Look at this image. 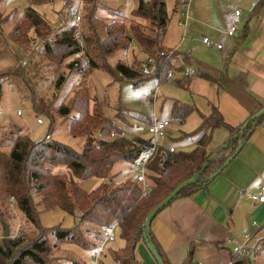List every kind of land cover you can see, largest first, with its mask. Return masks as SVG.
I'll list each match as a JSON object with an SVG mask.
<instances>
[{"label": "trees", "instance_id": "trees-1", "mask_svg": "<svg viewBox=\"0 0 264 264\" xmlns=\"http://www.w3.org/2000/svg\"><path fill=\"white\" fill-rule=\"evenodd\" d=\"M50 1L34 0L33 3L29 1V6L19 19L13 20L14 29L9 32L8 39L19 44L21 48H32L31 51L33 50L32 53L36 54L37 61L44 60L45 63L55 67L71 59L67 63L68 69L78 70V62L72 61L74 54L79 51L73 29L67 28L58 34H53L48 24L31 7L34 2L42 4ZM80 1L86 5L89 4V23L92 24L93 19H96L94 10L98 7L97 4L94 0ZM177 2L178 0H174L173 13L176 12ZM260 2H257L255 7ZM169 19L165 0H138L132 18L129 20L128 33L124 29L125 24L121 18L118 21L103 24L102 29L105 32L103 38L98 37V29L93 24L89 25L90 33L85 34L84 30L81 32L83 56L86 57L88 65L93 68L99 66L98 60H104L119 50L126 51L136 45L140 50L142 49L141 53L147 55L146 59L152 57L161 64L162 60L157 58L159 51H163L160 43L165 35ZM6 21L5 17L0 18V24ZM139 21H148L151 24L149 35L144 31L146 29H141ZM32 28L35 37L27 42L26 32ZM89 39L95 43L93 45L95 48L91 51L88 47ZM36 48L41 51L34 52ZM152 49L156 51L152 52ZM148 51L149 53H146ZM91 53H93L92 57ZM171 61L170 59L164 64V76L168 71L180 70L172 65ZM141 63H133L129 66L120 61L111 67L104 66V69L114 79L122 78L135 86L149 79L148 76L139 72ZM20 67L21 69L15 67L13 70H2L0 82L13 76L25 79L23 67ZM181 86L185 88L187 83ZM87 99V97L79 99V102L73 103L71 107L63 105L57 107V113L64 117L70 116L76 109L75 106L79 108L75 118L68 117V127L69 134L73 138L77 136L84 139L80 152H74L68 146L49 138L35 143L20 133H14V135L11 133L13 137L11 136L8 152H0V200L10 198L14 201L15 208L24 216L28 223V231L31 233L20 234L16 239L11 236L2 237L0 264H56L57 261L53 255L56 254L60 244L66 242L87 246L89 243L81 237L82 230L90 234L93 229L89 230V227H96L98 233L101 231L104 233L105 228L110 226H114L118 238L125 244L122 249L111 251L110 257L117 264H143L134 259V248L137 242L142 241L143 221L154 206L176 186L194 176L195 184L184 189L177 198L206 186L210 182L209 178L234 154L237 144L244 141L246 131L264 122L263 115L259 120L249 123L244 135L241 136L239 131L243 124L237 127L227 126L218 110L212 107L207 117L200 118L201 123L198 128L181 137L197 136L192 149L170 152L160 145L145 165L144 185L136 183L129 177L113 185L110 179L113 166L121 162L129 163L130 167L137 165L139 157L150 147V137L145 136L138 129L141 124L147 125L150 121L145 119L138 125L135 129L137 134L129 131V128L119 129L110 119L92 111ZM32 108L40 113L46 111L37 107L34 99ZM172 108L171 120L179 125L183 123L187 115L193 112L191 106H180L177 103H173ZM210 122H212L211 129L224 128L228 135L226 140L213 150L208 149L212 137L210 133L205 132ZM125 131L129 136L124 134ZM61 166L66 169V173L53 172L52 168ZM92 178H97L100 182L92 191L85 192L80 182ZM53 209H60L71 215L75 219L74 227L71 230H61L59 227H53L48 232L43 230L39 225L37 210L47 212ZM48 235L54 237L52 243L48 242ZM95 235L96 233L93 237ZM149 243L154 246L163 263L167 264L151 233ZM48 253L51 256L47 258ZM190 253L191 248L188 251V259H190ZM231 257L230 264H254L253 260L243 253H233Z\"/></svg>", "mask_w": 264, "mask_h": 264}, {"label": "rangeland", "instance_id": "rangeland-1", "mask_svg": "<svg viewBox=\"0 0 264 264\" xmlns=\"http://www.w3.org/2000/svg\"><path fill=\"white\" fill-rule=\"evenodd\" d=\"M29 1L33 3L34 0H0V18L2 19L5 17V19H7L6 22L0 24V72L6 69L13 70L15 67L16 69H21L20 66H22L25 75V79L19 76H13L0 82L1 153L8 152L9 146L11 145V133L13 135L14 133H20L35 143L44 141L46 139V134H48L49 139L52 141H56L60 144L62 143L71 148L74 152H80L84 144V139L77 136L73 138L69 134L68 127V117L75 118L78 115L79 108L75 106L76 109L71 112L70 116L64 117L57 113V107L60 105L71 107L73 103H78L79 99H84V97L88 98L89 108H92V111L101 117H107L111 122L116 124V127L119 129L126 130L129 128V131L137 134L138 132L135 130L136 127L143 123L145 119L149 121L153 115L156 119L170 121V125L166 129V134L170 136L166 140V145H175L176 151H188L194 146V143L192 145L191 143L195 140L196 136H191L189 138L184 137V139L181 140L174 135L179 134L178 132L180 131L182 133L192 132V130L197 127L199 121H201L198 118L199 116L194 113L192 116L188 117L184 126L179 127L176 122L170 119L171 102L178 101L180 104L185 105L198 103V105L202 107L200 111L206 113L207 108L203 105L204 100L202 101V97L205 95L208 96V91L211 90L209 89L210 83L205 82L196 75L190 76V83H188V87H185L187 89L176 86L172 80L160 84L153 77L135 86H133L131 82L122 80V78L117 77V79H114L104 69V66L111 67L114 66L116 62L120 61L129 66L133 63L138 64L142 62L141 64H143L147 61L146 57H144V55H147L141 53L142 49L140 50L136 45L131 46L126 51L119 50L107 56L104 60H98L97 63L99 66L93 68L88 65L85 56H83V60L81 59L79 62L75 61L78 62L79 67L78 70L74 71L67 67V63H69L71 59H67L63 61L62 65L55 67L51 66L49 63H45L44 60L37 61L36 54L32 53L33 50L31 51L32 48H21L19 44L8 39L9 32L14 29L13 20L19 19L23 11L29 6ZM94 1L98 7L94 10L96 19H93L92 24L94 27H97V35L99 38H103L105 35L102 29L103 24L118 21L120 18L124 21V29L128 33L129 20L132 18L138 0ZM165 3L167 14L170 16L169 25L172 26L174 17L171 18V12L174 0H165ZM252 4L253 3L250 2L248 3L247 0H194L192 6L196 7L198 11H200V6L201 9L205 11L203 16L199 15V19L202 18L203 22L208 24L206 27L199 24L196 25L195 30L198 34V38L204 35H216L217 37L221 34L220 31L224 32L227 30L232 22H236V24L240 22L241 18L248 13L247 10L250 9ZM31 7L38 16L43 18L48 24L53 34L60 33L65 27V29L73 28L74 17L70 15V12L73 8H76L80 16L78 29L81 32L84 30L85 34L90 33L88 28L89 25L91 26L92 24L89 23V4L86 5V3L80 0H51L50 2H43L42 4L34 2V4H31ZM234 11L239 12L241 17L236 19L234 17ZM191 12L192 9L190 13ZM139 23H141V29H146L147 31H144L149 35L151 32L150 29L152 28L151 24L148 21H139ZM100 24L102 25L96 26ZM135 24H137V22ZM74 28L77 27L74 26ZM177 32L180 36L181 29ZM197 34H195V37H197ZM187 35H190V31ZM27 37V42L34 39L35 33L33 32V28L27 30L26 38ZM177 37L178 35L175 33L169 41L172 42ZM177 39L180 38L178 37ZM184 39L185 40L182 41L183 47L187 43L188 36H185ZM221 39H223V37ZM24 43H26V41ZM94 44L95 43L89 39V51L95 48V46H93ZM26 45L28 46L29 44ZM162 45H164L163 42ZM35 50L34 52H37L38 48ZM165 50L167 51L168 49ZM40 51L41 50H38V52ZM151 51L155 52L156 50L152 49ZM146 53H149V51ZM213 53L214 56L220 55V52ZM92 56L93 53H91V57ZM73 60H75V57H73L72 61ZM172 75H174V72H172ZM33 99L37 107L43 109V111L46 110L44 113L36 112L32 108ZM37 120H40L41 123H37ZM141 126L145 125L141 124L138 129ZM141 133L144 134L143 132ZM216 133L217 132H214L213 135L215 136ZM124 134L129 136L128 132ZM108 137H110V135H108ZM110 138H114V136ZM219 140L221 139L214 138L208 149L213 150L216 148L220 142ZM189 143L190 145H188ZM52 170L54 173H66V169L62 166L54 167ZM110 174L113 185L118 184L128 177L136 181L135 172L130 167L129 163L121 162L115 164ZM99 182L100 180L97 178L87 179L81 181L80 186L85 192H88L92 191ZM141 184L143 185V183ZM36 214L40 227L47 232L53 227H59L61 230H71L75 225V219L60 209H53L47 212L37 210ZM27 225L28 223L24 216L15 208L14 201H11L10 198H1L0 242L5 233L4 226L8 228V237L11 236L16 239L20 234H31L28 231ZM89 230H92L90 234L84 232V230H82L81 233V237L86 239L89 243L87 246L66 242L59 245L60 247L56 250V254L53 255L55 261H57L56 264H117L110 257L108 250L110 246L116 247L117 242H119L117 230L114 231L115 239L105 244V247L102 246L104 249L97 256V261L94 260V257L97 253V249L105 243V233H102V231L98 233L96 227H89ZM95 233L96 235L93 237ZM47 240L49 243H52L54 237L48 235ZM90 242L92 244H90ZM99 244L100 246H98ZM49 253L47 254V258L51 256ZM260 256L264 257V253ZM256 262L257 264H264V258L257 259Z\"/></svg>", "mask_w": 264, "mask_h": 264}, {"label": "crops", "instance_id": "crops-1", "mask_svg": "<svg viewBox=\"0 0 264 264\" xmlns=\"http://www.w3.org/2000/svg\"><path fill=\"white\" fill-rule=\"evenodd\" d=\"M247 1L253 4L237 23L236 35L230 37L225 30L220 31L217 37L202 36L208 38L209 45L201 42L202 37L198 38L195 30L198 24L208 26L202 18L199 19V15L203 16L205 12L200 6V11L192 6L193 20L185 28L178 26L180 15L171 12L174 22L170 26L168 21L160 45L163 50H174L171 64L180 70L174 71L172 81L179 87L186 82L188 87L191 75L183 74L184 70H188L210 83L211 89L208 96L202 97L206 113L200 111L202 107L198 103L185 105L178 101L171 102L172 107L173 103H177L193 108V112L184 118L182 124L177 123L179 127L184 126L188 117L194 113L199 119L207 117L212 107L218 110L227 126L237 127L264 106V0ZM257 2L260 4L255 7ZM180 29L179 36L177 31ZM189 31L190 35H187ZM175 33L180 39L177 37L170 42ZM185 36H188V40L183 47ZM215 43L221 44L222 48L218 50ZM213 52H220V55L214 56ZM211 127L212 122L205 128V132L210 133L211 141L214 138L221 139L219 146L226 140L227 132L221 127ZM214 132H217L215 136ZM178 133L174 136L183 140L189 136L181 138L182 135L191 132ZM166 136L160 142L161 147H173L176 151L175 145H166L170 137L168 134ZM240 149L206 186L173 200L152 220L151 236L167 264H230L232 254L240 251H244V255L249 256L254 264H257V259L264 258L260 256L264 253V201L259 203L252 199L258 194L264 195V122L253 128ZM124 245L119 239L116 247H109V255ZM189 248L190 259L187 258ZM133 256L139 263L157 264L142 241L136 243Z\"/></svg>", "mask_w": 264, "mask_h": 264}, {"label": "built area", "instance_id": "built-area-1", "mask_svg": "<svg viewBox=\"0 0 264 264\" xmlns=\"http://www.w3.org/2000/svg\"><path fill=\"white\" fill-rule=\"evenodd\" d=\"M194 0H178L177 6H176V13L180 15V20L178 21V26L185 28L188 26V24L193 20L192 15L190 13L192 4ZM70 15L74 17L73 21V32H74V37L78 42L79 45V51L74 54L75 60L79 62V60H83V50L84 47L81 42V31L78 29L79 28V20L80 16L78 15V10L76 8H73L72 11L70 12ZM240 15L239 12L235 11L234 17L238 18ZM76 26L77 28H74ZM238 27L236 22H232L231 25L228 27L226 30V34L230 37L235 36L237 33ZM201 42L204 43L205 45H209V40L207 37H202ZM214 46L219 50L222 48L221 44H214ZM174 55V50H165L161 51L158 53V58L162 60V63H158L157 60L154 58L150 57L147 59V61L143 64L140 65L139 67V72L145 76H148L149 78L153 77L155 78L158 83L162 84L163 80L164 83H166L169 80H172L174 78V75H172V72L168 71L166 72L165 76L163 75V68L164 64L166 61L170 60V57H173ZM183 74L185 76L188 75H193V72L184 70ZM164 77V79H163ZM19 113V112H18ZM17 113V114H18ZM151 122L145 126H141L139 129L141 132H143L145 135L150 137L151 140V145L150 147L139 157L137 161V165L132 166L131 168L135 172V179L136 182H141L144 183L145 179V173H146V167L145 165L147 164L148 160L153 156L155 153L154 151L157 149V147L160 146V142L165 139L167 136L166 134V129L170 124V121L164 120V119H156L153 115L150 120ZM37 123H41L40 120H37ZM46 139L49 138V136L46 134L45 136ZM168 151L174 152L173 147H169ZM253 200L261 203L264 201V195L258 194L257 196L252 197ZM114 226H110L109 228H105L104 233H105V241L104 242H109L113 241L115 237L114 233ZM103 245H101L98 250L96 251V255L94 257V260L97 261V256L101 253V248ZM238 253H243L245 254L244 251H240ZM246 255V254H245Z\"/></svg>", "mask_w": 264, "mask_h": 264}, {"label": "water", "instance_id": "water-1", "mask_svg": "<svg viewBox=\"0 0 264 264\" xmlns=\"http://www.w3.org/2000/svg\"><path fill=\"white\" fill-rule=\"evenodd\" d=\"M264 115V106L261 107L258 112H256L255 114H253L251 117L248 118L247 121H245L243 123V126L241 127L239 134L241 136L244 135V131L246 130V127L249 125V123L254 122L256 120H259L260 117H262ZM254 127H252L250 130L246 131V136L243 142H239L237 144V147L235 149V152L232 156L229 157V159H227L224 162V166L217 170L210 178L209 180H212L223 168H225L227 166V164L229 163L230 160H232L237 154L238 152L241 150L240 148L243 146L244 142L246 139H248V137L250 136V133L252 132ZM237 137V136H235ZM196 182V177H192L189 178L187 180H185L183 183L179 184L178 186H176L161 202H159L157 205L154 206V208L149 212V214L145 217L144 221H143V226H142V241L143 244H145L149 254L151 255L152 259L155 260V262L157 264H164L163 260L159 257L156 249L154 248V246L149 243V234L151 231L150 228V224L152 222V220L154 219V217L158 214V212H160L163 208L167 207L169 205V203H171L173 200H175L177 198V196L184 191V189H186L187 187H189L192 184H195ZM4 237H8L9 236V232H8V228L6 226H4Z\"/></svg>", "mask_w": 264, "mask_h": 264}]
</instances>
